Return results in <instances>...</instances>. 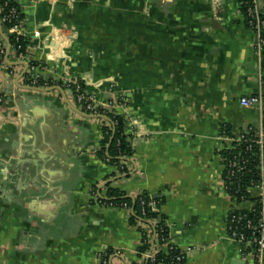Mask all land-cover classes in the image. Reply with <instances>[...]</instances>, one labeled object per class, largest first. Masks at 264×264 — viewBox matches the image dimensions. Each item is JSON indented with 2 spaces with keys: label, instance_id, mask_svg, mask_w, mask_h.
Returning <instances> with one entry per match:
<instances>
[{
  "label": "crops",
  "instance_id": "1",
  "mask_svg": "<svg viewBox=\"0 0 264 264\" xmlns=\"http://www.w3.org/2000/svg\"><path fill=\"white\" fill-rule=\"evenodd\" d=\"M246 1H18L29 45L0 68V264H100L106 249L119 252L109 264H146L142 226L94 200L117 178L112 188L163 201L178 253L200 249L183 264H254L226 237L221 158L224 126L236 136L259 124L239 104L257 92ZM28 63L81 81L124 118L132 177L97 156L103 125L72 94L26 85Z\"/></svg>",
  "mask_w": 264,
  "mask_h": 264
},
{
  "label": "built area",
  "instance_id": "2",
  "mask_svg": "<svg viewBox=\"0 0 264 264\" xmlns=\"http://www.w3.org/2000/svg\"><path fill=\"white\" fill-rule=\"evenodd\" d=\"M75 0H70L74 2ZM246 6L245 11V23L247 27L254 34V54L258 61V77H257V92L251 96L242 97L239 100V104L245 109H254L259 114V124L256 126L257 136L253 141H250L252 145L246 148V152L251 150L252 146H257L259 149L258 155V176L260 181L253 187L248 188L247 192L250 194L252 201H246L244 199L237 200L233 195L228 193L227 182L231 181L236 174H242L244 172V165L246 160L243 158H237L236 156L232 161H227L221 156L224 171H227L226 181L223 179L224 190L229 196L232 202V208L227 216L226 221V237L229 241L233 242L243 257H252L254 264H264V0H247L244 2ZM14 14V12H12ZM6 17L3 18V21ZM8 34L21 36L22 31L19 26H13L8 30ZM19 51L20 48H17ZM10 51V45L5 40H0V68L7 70L9 67L5 63V59ZM18 60H25V55L22 53H15ZM48 72V71H47ZM27 73L30 76V87L38 89H53L60 88L56 85V82L62 81L67 92L72 94L78 108L87 115L95 118L103 117L105 111H112V106L109 104H97L94 98L87 94L84 84L76 79L64 78V77H47L46 68L44 66H33L32 63L27 64ZM42 80L44 84L38 87V80ZM49 80H52L49 82ZM51 84V85H50ZM245 133L239 135L226 136L222 133L221 138L226 141V148L223 151H233L238 145L243 143ZM249 141V140H247ZM222 151V152H223ZM94 200L105 208H117L126 211L130 215V210L126 204L120 206H114L113 204L106 203L94 196ZM249 205V208H243L244 205ZM152 212L159 213V209L156 208L154 203H151ZM254 206H259L260 210L257 216V223L254 224L247 218V213H255ZM145 230V227H141ZM163 249L166 252H171L174 247L167 239H161L160 244L157 245L153 252L144 254L143 257L153 261L155 252ZM200 249L193 248L188 250L185 254L179 253L176 257L178 263H183L186 257L193 254ZM112 255H119L118 251L113 250L112 254H108L105 250L98 253L97 258L100 264H109V259Z\"/></svg>",
  "mask_w": 264,
  "mask_h": 264
},
{
  "label": "trees",
  "instance_id": "3",
  "mask_svg": "<svg viewBox=\"0 0 264 264\" xmlns=\"http://www.w3.org/2000/svg\"><path fill=\"white\" fill-rule=\"evenodd\" d=\"M19 0H0V26L2 30V36L0 35V40H4L6 37V43L10 45L11 53H22L26 55L27 47L29 45V38L22 31L24 30V16L21 14ZM242 13L245 15L246 6L241 7ZM14 12V14L12 13ZM6 20L3 21V18ZM19 26L22 34L21 36H15L8 34V30L13 26ZM5 36V37H4ZM4 37V38H3ZM17 48H20L18 51ZM33 66H42L37 63H32ZM264 66V59H263ZM26 85L30 86L31 79L26 72L25 76ZM52 80H49L51 82ZM38 87H41L44 82L38 80ZM51 85V84H50ZM56 85L60 86L63 91L67 92L64 83L62 81L56 82ZM101 121L102 128V140L99 144V150L97 156L108 165L116 166L118 169V174L120 176H125L122 178H130V172L126 167L128 160L133 155V150L130 143V136L126 134V122L124 118L117 115L113 111H105L103 117L98 118ZM263 128H264V117H263ZM245 133L244 142L237 146L233 151H223L221 156L227 161H232L234 157L243 158L246 160L244 165V172L242 174H236V176L227 182L228 193L233 195L237 200L244 199L246 201H252L250 194L247 192L248 188L255 186L260 178L258 176V155L259 149L257 146H252L249 152H246V148L251 144L256 138L257 129L253 126H248L242 132ZM223 134L226 136L231 135L227 127H223ZM249 140V141H247ZM115 176V175H114ZM227 171H223V179L226 181ZM118 178L112 182H117ZM112 182H107L105 184L106 190V203L113 204L114 206H120L121 204H126L130 210L129 223L132 226H143L145 230L140 229L141 233V244L138 250V255L144 258V254L153 252L157 246L160 244L161 239L168 238L167 228L164 224V218L160 213L155 214L152 212L151 203H154L157 209H159L163 203L161 199L153 198L147 193H142L139 196H130L125 191L112 188ZM93 194H96L95 190ZM253 209L255 213H247V218L251 220L254 224L257 223V216L260 210L259 206H254ZM108 254H112L111 249L105 250ZM179 253L174 249L171 252H166L160 249L155 252L154 260H146V264H183L176 261V257Z\"/></svg>",
  "mask_w": 264,
  "mask_h": 264
},
{
  "label": "water",
  "instance_id": "4",
  "mask_svg": "<svg viewBox=\"0 0 264 264\" xmlns=\"http://www.w3.org/2000/svg\"><path fill=\"white\" fill-rule=\"evenodd\" d=\"M35 90H36V91H41V90H39V89H35ZM52 90L58 91V92H60L61 94H63V90L60 89V88L46 89V90H44V91H52ZM231 264H241V262H240L239 260H234V261H232Z\"/></svg>",
  "mask_w": 264,
  "mask_h": 264
}]
</instances>
